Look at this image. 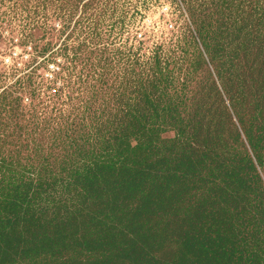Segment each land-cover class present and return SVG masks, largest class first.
Instances as JSON below:
<instances>
[{
    "label": "rangeland",
    "instance_id": "obj_1",
    "mask_svg": "<svg viewBox=\"0 0 264 264\" xmlns=\"http://www.w3.org/2000/svg\"><path fill=\"white\" fill-rule=\"evenodd\" d=\"M53 64L58 70L48 81ZM152 92L159 108L134 106ZM129 107L134 116L176 113L189 134L200 126L203 143L217 134L226 145L244 144L264 182V165L257 166L246 140L255 128L243 124L264 122V0H0L5 194L29 177L69 178L82 152L101 153ZM176 134L167 127L161 137ZM260 154L264 159V149ZM236 196L242 204L255 200ZM62 197L56 189L54 198ZM252 213L248 228L262 239L248 244L256 243L247 258L264 264V225L257 228ZM90 260L86 254L80 261Z\"/></svg>",
    "mask_w": 264,
    "mask_h": 264
},
{
    "label": "trees",
    "instance_id": "obj_2",
    "mask_svg": "<svg viewBox=\"0 0 264 264\" xmlns=\"http://www.w3.org/2000/svg\"><path fill=\"white\" fill-rule=\"evenodd\" d=\"M154 92L134 106L159 108ZM130 108L101 153L82 152L86 160L69 178L29 177L6 194L0 183V264H82L86 254V264H259L247 258L256 243L248 244L262 238L248 226L253 210L257 228L264 225V182L244 144L226 145L217 134L203 143L200 126L189 134L176 113L134 116ZM243 124L255 128L246 140L262 170L264 122ZM167 127L173 139H162ZM239 192L256 198L239 203Z\"/></svg>",
    "mask_w": 264,
    "mask_h": 264
},
{
    "label": "built area",
    "instance_id": "obj_3",
    "mask_svg": "<svg viewBox=\"0 0 264 264\" xmlns=\"http://www.w3.org/2000/svg\"><path fill=\"white\" fill-rule=\"evenodd\" d=\"M56 70H58V68L56 67V65L55 64H53L52 66H50V74H48V75H46V79L49 81V80H52L53 81V79H52V77H53V75H52V73H54Z\"/></svg>",
    "mask_w": 264,
    "mask_h": 264
}]
</instances>
